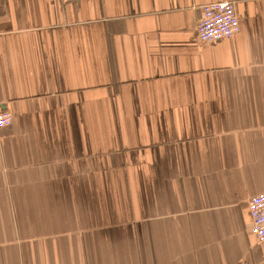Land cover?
Wrapping results in <instances>:
<instances>
[{"label": "crops", "instance_id": "obj_1", "mask_svg": "<svg viewBox=\"0 0 264 264\" xmlns=\"http://www.w3.org/2000/svg\"><path fill=\"white\" fill-rule=\"evenodd\" d=\"M0 110V264H264V0H0Z\"/></svg>", "mask_w": 264, "mask_h": 264}, {"label": "built area", "instance_id": "obj_2", "mask_svg": "<svg viewBox=\"0 0 264 264\" xmlns=\"http://www.w3.org/2000/svg\"><path fill=\"white\" fill-rule=\"evenodd\" d=\"M63 3L73 0H60ZM196 36L201 42H217L230 38L239 32V18L233 1H217L202 4L199 8ZM11 124V114L0 110V135ZM248 215L251 220L250 233L259 242H264V191L251 196L248 201Z\"/></svg>", "mask_w": 264, "mask_h": 264}]
</instances>
